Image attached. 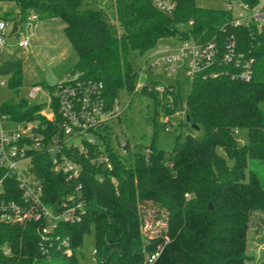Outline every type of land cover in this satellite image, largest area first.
<instances>
[{"label": "trees", "instance_id": "obj_1", "mask_svg": "<svg viewBox=\"0 0 264 264\" xmlns=\"http://www.w3.org/2000/svg\"><path fill=\"white\" fill-rule=\"evenodd\" d=\"M5 1L13 2L16 13L0 18L12 21L13 29L30 14L64 22V34L77 54L69 73L100 80L107 109L120 90L132 94L136 89L138 73L129 53L143 54L166 37L202 43L233 35L239 50L253 58V76L248 82L205 74L190 80L184 105L189 122L180 121L170 150L155 145L153 118L147 144L131 146L125 140L113 147L97 131L101 142L82 141L85 152L79 145L65 146L64 153L81 165L84 208L79 222L62 224L56 232L58 244L69 238L71 254L63 245L51 248L50 256L43 254L36 223L0 220V264H79L76 252L92 227L95 264H264V258L257 262L247 249L254 214L264 229V28L234 26L229 12L201 7L196 0H177L171 14L157 9L152 0H93L95 9L87 6L88 0H0ZM8 73V86L21 85L18 60L0 64V75ZM148 85L151 89L142 85L141 92L154 105L165 98V115L182 109L173 84L162 92L156 80ZM54 86H48L49 93ZM45 106L22 98L5 102L0 111L15 122H36L48 138L61 136L55 102L52 120L40 113ZM166 123L170 118L164 128ZM190 124L203 133L194 134ZM240 128L246 130L244 143L236 139ZM101 155L109 158L110 168L95 160ZM31 171L43 184V200L52 206L72 191L73 183L53 170L48 152L33 154ZM13 184V178L5 179L3 197L19 196L15 188L8 191ZM147 203L164 213L159 232L143 231L141 205ZM165 240L160 255L148 263L147 255Z\"/></svg>", "mask_w": 264, "mask_h": 264}, {"label": "built area", "instance_id": "obj_2", "mask_svg": "<svg viewBox=\"0 0 264 264\" xmlns=\"http://www.w3.org/2000/svg\"><path fill=\"white\" fill-rule=\"evenodd\" d=\"M152 1L157 9L167 14H171L177 4V0ZM222 1L223 10L231 14L232 25H254L258 30L264 28V0ZM35 19L36 14H30L26 21ZM19 26L13 29L12 21L0 18V64L9 59L12 49L18 50L29 45L27 38L19 36ZM149 52L145 62L149 71L160 68L171 73L180 68L190 80L205 74L248 82L253 76V58L239 50L233 35L222 42L212 39L198 43L192 39H182L177 45L159 43ZM4 53L6 57L3 58ZM5 84L6 80L1 78L0 85ZM143 85L151 89L148 83ZM166 86L157 85L156 89L162 92ZM103 89L100 80L81 77L78 72L69 73L55 84L45 106L49 113L43 110L40 113L52 120L54 113L51 104L55 102L60 117L61 136L55 134L48 138L42 131L43 127L36 122H15L0 111V220L12 224H38L39 248L47 256L51 255V248L62 245L67 247L69 244L68 237L56 243L59 226L79 222L84 213L82 185L78 182L81 165L64 153L65 146L72 145L68 144L71 137L79 136L81 141L78 148L85 152L82 141L93 144L98 128L118 116L117 100L107 109ZM40 90L35 85L29 90L28 96L36 97ZM36 151L48 152L53 170L64 174L66 181L73 183L72 191L57 206L43 200V184L31 171V160ZM95 160L111 167L106 155L98 156ZM9 177L13 178L14 184L8 191L12 193L14 188L19 191L15 199L2 196L5 192V179ZM185 196L189 197L188 194ZM165 243L166 240L158 243L154 251L147 255L148 263L160 255ZM65 251L70 253V248L67 247ZM4 253L8 254L9 250L5 249Z\"/></svg>", "mask_w": 264, "mask_h": 264}, {"label": "rangeland", "instance_id": "obj_3", "mask_svg": "<svg viewBox=\"0 0 264 264\" xmlns=\"http://www.w3.org/2000/svg\"><path fill=\"white\" fill-rule=\"evenodd\" d=\"M196 3L204 8L223 9L222 0H196ZM87 6L93 9L98 7L93 0H88ZM15 13L13 2H0V17L13 16ZM19 25V36L27 38L29 45L18 50L12 49L9 59L18 60L20 63L21 85L10 87L8 86L10 74L0 75V79L6 80L5 85H0V106L5 102L18 101L22 98L26 99L29 104L46 103L49 95L48 86L54 85L66 77L77 61V54L64 34V22L60 18L29 20L19 23ZM181 40L177 37H166L160 41V44L177 45ZM149 51L139 54L133 50L129 53V61L138 73L136 89L132 94L124 89L119 91L116 99L119 107L118 116L105 123L109 126L107 130H104L103 126L98 128V131L105 134V138H109V143L113 147L117 142L122 143L125 140H128L131 146L137 143H149L153 118L156 128L155 145L158 148L170 150L175 134L180 131V121L185 122L186 120L184 105L191 86L190 79L180 68L171 73H166L160 68H153L149 71L145 64ZM5 55L4 53L2 57H6ZM150 80H156L157 85L173 84L179 96V104L183 106L182 109L174 114L165 115L163 111L167 102L165 98H161L154 105L152 100L141 92L142 85ZM35 85L39 86L41 90L36 97H29L28 92ZM159 96H163V94ZM42 110L49 113L46 107ZM167 118H170V123H166L167 128H164ZM193 132L196 135H201L203 130L198 129ZM236 139L238 142L244 143L246 130L243 128L236 130ZM94 140L97 143L101 142V138L96 134H94ZM80 141L79 136H74L69 139L68 144L78 145ZM120 151L124 153L122 149ZM218 151L222 153L220 148ZM141 210L144 216L143 231L146 233L159 232L163 226L164 213L157 212L150 203L141 205ZM94 241L92 227L90 232L84 236L82 244L76 252L79 264H95ZM247 249L254 255L257 262L264 258V229L260 225L257 213L252 216L250 221ZM71 252L70 249V253H66L71 254Z\"/></svg>", "mask_w": 264, "mask_h": 264}, {"label": "water", "instance_id": "obj_4", "mask_svg": "<svg viewBox=\"0 0 264 264\" xmlns=\"http://www.w3.org/2000/svg\"><path fill=\"white\" fill-rule=\"evenodd\" d=\"M185 118H186V122H189V117L188 115H185ZM190 127L194 130H198L199 129V126L196 125V124H190ZM209 206V209H211V204L208 205Z\"/></svg>", "mask_w": 264, "mask_h": 264}]
</instances>
